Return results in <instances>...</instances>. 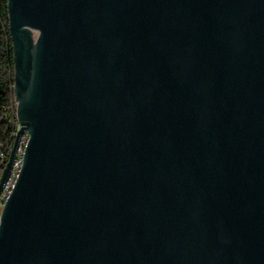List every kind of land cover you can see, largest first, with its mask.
<instances>
[{
	"label": "water",
	"instance_id": "water-1",
	"mask_svg": "<svg viewBox=\"0 0 264 264\" xmlns=\"http://www.w3.org/2000/svg\"><path fill=\"white\" fill-rule=\"evenodd\" d=\"M7 1L0 264H264V0Z\"/></svg>",
	"mask_w": 264,
	"mask_h": 264
},
{
	"label": "built area",
	"instance_id": "built-area-1",
	"mask_svg": "<svg viewBox=\"0 0 264 264\" xmlns=\"http://www.w3.org/2000/svg\"><path fill=\"white\" fill-rule=\"evenodd\" d=\"M25 98L23 95L19 101L16 103V97L12 105L8 108L3 107V113L1 116V121H3L8 129L10 130L9 140L6 143H0V178L5 167V164L8 160L9 154L13 149L14 141L18 136L19 131L22 129L21 133L18 136L17 145L15 148L14 158L12 160L11 168L9 174L3 184L2 190L0 192V213L4 207L9 195L11 194L18 176L21 172L25 149L30 139V130L26 127H22L20 120L18 118V107L21 99Z\"/></svg>",
	"mask_w": 264,
	"mask_h": 264
},
{
	"label": "trees",
	"instance_id": "trees-1",
	"mask_svg": "<svg viewBox=\"0 0 264 264\" xmlns=\"http://www.w3.org/2000/svg\"><path fill=\"white\" fill-rule=\"evenodd\" d=\"M12 39L9 31L8 1L0 0V143L9 140L10 130L1 121L3 107L8 108L15 99Z\"/></svg>",
	"mask_w": 264,
	"mask_h": 264
},
{
	"label": "rangeland",
	"instance_id": "rangeland-1",
	"mask_svg": "<svg viewBox=\"0 0 264 264\" xmlns=\"http://www.w3.org/2000/svg\"><path fill=\"white\" fill-rule=\"evenodd\" d=\"M30 33H31L32 39L34 40L37 37V32L32 30Z\"/></svg>",
	"mask_w": 264,
	"mask_h": 264
}]
</instances>
